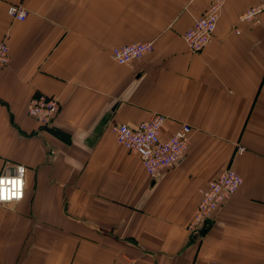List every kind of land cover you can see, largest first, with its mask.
<instances>
[{
    "label": "crops",
    "instance_id": "obj_1",
    "mask_svg": "<svg viewBox=\"0 0 264 264\" xmlns=\"http://www.w3.org/2000/svg\"><path fill=\"white\" fill-rule=\"evenodd\" d=\"M261 1L227 0L195 54L183 34L211 0H0V175L26 166L25 198L0 204V264H264V12L239 20ZM138 41L153 51L113 60ZM40 93L61 100L50 125L27 113ZM154 113L164 137L193 129L178 163L150 174L113 127ZM227 167L243 183L194 233L201 189Z\"/></svg>",
    "mask_w": 264,
    "mask_h": 264
},
{
    "label": "built area",
    "instance_id": "obj_2",
    "mask_svg": "<svg viewBox=\"0 0 264 264\" xmlns=\"http://www.w3.org/2000/svg\"><path fill=\"white\" fill-rule=\"evenodd\" d=\"M193 1V0H190ZM227 0H211L205 13L187 29L183 38L192 53L202 52L212 41L219 19ZM264 12V0L249 7L239 15L240 21L257 22ZM8 13L14 19L25 21L29 11L22 5L11 4ZM152 41L132 42L114 46L111 51L113 60L120 64H129L143 58L152 52ZM10 63V45L8 39H0V68ZM61 100L56 94L40 93L31 98L28 104V116L44 125H50L59 113ZM168 116L154 113L149 119L139 122L135 126L121 123L113 127L116 139L129 153L138 156L148 173L154 174L160 169L173 167L187 152L190 145V135L193 127L182 123L169 137L163 136V127ZM244 146L238 151L243 153ZM243 183L242 175L232 167H227L220 174L211 179L207 186L201 189V199L197 212L190 224V228L197 233L212 219L221 205L228 202ZM26 193V166H16L14 173L0 175V204L17 203L25 198ZM136 259L124 256L112 264H136ZM198 264H228L219 261H209Z\"/></svg>",
    "mask_w": 264,
    "mask_h": 264
},
{
    "label": "rangeland",
    "instance_id": "obj_3",
    "mask_svg": "<svg viewBox=\"0 0 264 264\" xmlns=\"http://www.w3.org/2000/svg\"><path fill=\"white\" fill-rule=\"evenodd\" d=\"M132 157H135V156H133L132 154H130ZM135 158H137V157H135ZM138 159V158H137Z\"/></svg>",
    "mask_w": 264,
    "mask_h": 264
}]
</instances>
